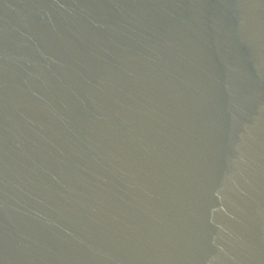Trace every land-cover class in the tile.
<instances>
[{
	"label": "water",
	"instance_id": "95a60500",
	"mask_svg": "<svg viewBox=\"0 0 264 264\" xmlns=\"http://www.w3.org/2000/svg\"><path fill=\"white\" fill-rule=\"evenodd\" d=\"M0 264H264V0H0Z\"/></svg>",
	"mask_w": 264,
	"mask_h": 264
}]
</instances>
